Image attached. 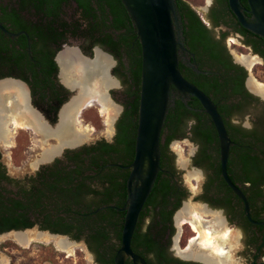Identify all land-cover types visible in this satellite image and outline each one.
<instances>
[{
  "label": "flooded vegetation",
  "instance_id": "obj_1",
  "mask_svg": "<svg viewBox=\"0 0 264 264\" xmlns=\"http://www.w3.org/2000/svg\"><path fill=\"white\" fill-rule=\"evenodd\" d=\"M238 1L244 19L253 22L246 0ZM189 7L177 5L172 18L179 72L216 107L230 141L235 135L255 141L259 148L251 147L254 153L245 155L242 146L237 148L244 157L260 153L264 163V92L253 83L264 85L259 81L264 82V38L239 24L228 0H204L202 15L191 4ZM107 13V0H0V83L21 84L29 108L42 123L56 128L66 106L81 91L65 80L60 56L73 48L94 64L98 54L104 55L108 67L93 72L83 91L86 93L90 85L103 93V101L114 115L106 136L88 133L79 143L61 146L57 151H62H56L52 159L39 161L18 175L8 171L0 148V237L9 236L0 252L12 254L10 241L25 234L39 237V243L43 238L64 239L67 246H81L94 264H115L121 233L119 242L116 233L107 231L116 220L97 217V213L109 210L96 211L102 206L93 211L87 208L94 207L92 201L103 199V187L110 181L121 185L125 201L121 207L105 206H126L139 118L141 48L138 39L129 46L117 45L115 37L109 40ZM242 56L246 62L239 59ZM252 60L255 63L249 68ZM103 77H109L108 85ZM94 104L104 117L97 99ZM79 107L75 121L85 109ZM203 128L215 137L212 145L202 143ZM184 142L193 147L192 153L186 161H178L177 147ZM38 148L42 151V144ZM231 148L226 167L230 180ZM184 162L186 166L181 164ZM182 171H188L185 183ZM233 183L246 197L251 219L264 223V178ZM185 204L207 216H218L223 230L236 232L232 249L224 246L227 264H264V225L248 221L244 203L222 178L218 135L210 116L196 98L170 86L160 131L159 171L137 219L133 235L138 242L131 248L147 264H217L208 257L185 255L194 238L193 233L184 239L189 224H181L179 212ZM116 211V227L120 229L125 211ZM98 228L105 233L101 245L93 235ZM125 263L132 264L130 258Z\"/></svg>",
  "mask_w": 264,
  "mask_h": 264
},
{
  "label": "water",
  "instance_id": "obj_2",
  "mask_svg": "<svg viewBox=\"0 0 264 264\" xmlns=\"http://www.w3.org/2000/svg\"><path fill=\"white\" fill-rule=\"evenodd\" d=\"M229 7L239 24L249 32L264 38V0H246L247 13L253 22H247L238 0H228ZM136 28L141 48V87L139 118L136 135L135 157L127 180L126 206H102L101 209L125 211L121 230L120 247L115 253L114 263L124 264L130 258L132 264H147L131 250V239L142 207L149 196L159 171L160 131L168 110L169 88L188 93L196 98L210 116L216 129L220 149V171L222 178L233 193L244 203V214L252 224L249 205L241 190L230 180L226 167L230 141L216 107L179 72L174 36V0H121Z\"/></svg>",
  "mask_w": 264,
  "mask_h": 264
},
{
  "label": "bare ground",
  "instance_id": "obj_3",
  "mask_svg": "<svg viewBox=\"0 0 264 264\" xmlns=\"http://www.w3.org/2000/svg\"><path fill=\"white\" fill-rule=\"evenodd\" d=\"M239 59L243 62H246L247 60L246 57H241ZM60 61L65 80L67 83L79 87L81 89V96L75 98L71 104L66 106L62 115L63 119H61L62 121L60 120L56 128H50L45 125V123H42L40 117L38 118V115H36L37 113L34 112L32 108H29L26 89L21 84L7 82L0 83V140L3 139L7 145H11L10 136L13 134L12 130L18 129H32L45 139H48L49 137L55 138V140L57 139L59 145L47 148L43 153L41 161H46L51 158L61 146L77 144L81 139L85 138L88 133L87 128L84 130L76 129V121L74 119L75 112L78 106L84 107L85 102H87L88 107L94 106V101L90 99L93 94V89L89 88L91 87L89 85V87L87 86L88 89L86 88L87 90L85 93V91H83L84 87L86 86L89 76L93 72L96 70V72H98V70L102 69L107 63H109L104 55L102 56L98 54L94 64H91V62L89 64V61L84 60L77 50L73 48L64 51L60 56ZM253 63L255 62L249 61V66L251 67ZM74 71L79 72V79L73 77ZM69 76L72 78H68ZM107 78H104L105 85H108L110 82ZM255 86L264 92V85L257 83ZM83 92L85 93V96H83ZM100 95V101L105 105L104 107H106V115L109 117V123L111 125L110 120H112L113 118L111 119V117L114 116H112L113 109L110 108L109 105H106V101H103L105 99L103 98V93H100ZM81 107H79V109ZM60 151L62 150H59V152ZM59 152L57 151V153ZM182 165L186 166L185 162L182 163ZM179 218L182 219L184 225L189 224L196 233V237L192 239L190 246L185 252L186 256H192L195 258L208 257L211 260H214L217 264H227L224 260L225 258H228V254L224 250V246L236 241V232H230L229 230L223 231V227L221 226L222 220H220L218 216L214 217L212 220H208L199 209L189 207V205L180 212ZM16 239L25 244L30 241L29 237L25 234L16 235ZM58 244L62 248L68 247L67 242L64 239L60 240Z\"/></svg>",
  "mask_w": 264,
  "mask_h": 264
},
{
  "label": "rangeland",
  "instance_id": "obj_4",
  "mask_svg": "<svg viewBox=\"0 0 264 264\" xmlns=\"http://www.w3.org/2000/svg\"><path fill=\"white\" fill-rule=\"evenodd\" d=\"M191 5L197 11V13H199V15H202L203 11L202 8H200V5L193 3ZM73 77L75 79H79L80 78L79 72L74 71ZM259 81L264 84L262 80ZM253 83L255 84L258 82L254 81ZM93 91L94 94H96V96H94L93 94V98L90 99H92L93 101L97 99V101L102 105L100 107L101 108L100 114L104 117L99 116V113L96 112L95 107L93 106L88 107L85 105L84 106L85 109H83V107L80 108L83 109L79 111L81 116L80 117L78 116L79 113L76 116V129L84 130L87 128L88 133H91L97 137H102V136H106L109 132V126H110L109 117L106 115L107 111H106V107H104L105 105L102 104L99 100L100 92H98L97 90H93ZM80 92L81 91H79V95L77 97L80 96L81 94ZM12 133L13 134H11L10 136L11 145H7L4 142V140L1 139L0 141L4 144L5 147L2 146L0 148L3 154V161L6 164L8 171L14 175L21 174L25 171H30L31 168H33V166L35 165V163L41 161L43 153L47 148H50L55 145H59L58 140L57 139L55 140V138H50V139L43 138V140H41V138L39 137L41 135L32 129L12 130ZM41 144H42V149H41L42 151H39L38 145ZM192 149L193 147L187 142L179 144V147H177V150L180 152L177 155L178 161L179 160L186 161L190 157V154L192 153ZM182 172L183 173L181 178L185 183L189 181L188 171H182ZM187 205L188 204H185L182 210ZM203 215L208 220H212L214 217H216V216H207L205 214ZM185 227L189 230L191 234L194 233L193 237H196V233L189 225H186ZM225 230L228 229H224L223 231ZM8 237L9 236L7 235L1 236L0 245L4 244L5 241L9 240ZM31 238H29L30 241L25 244L17 240L14 236L13 239L18 244L14 240L10 241L13 246L12 249L10 250L12 254L8 255L4 251L0 252V264H8V259L10 257L12 258L10 264H94L91 256L81 246H74V247L68 246L67 248H62L58 244L59 240L50 241L49 238H43L42 239L43 243H39L36 242L39 240V237H35V238L31 237ZM49 242H53L54 245ZM234 244L235 242L228 243L226 245L234 246ZM62 252H66V253H62Z\"/></svg>",
  "mask_w": 264,
  "mask_h": 264
},
{
  "label": "trees",
  "instance_id": "obj_5",
  "mask_svg": "<svg viewBox=\"0 0 264 264\" xmlns=\"http://www.w3.org/2000/svg\"><path fill=\"white\" fill-rule=\"evenodd\" d=\"M198 4L202 5L204 3V0H174V6H183L190 8L189 4ZM107 7H108V13H107V30L111 31L108 33V38L110 41H112V37H115L114 43L117 45L125 44L129 46L132 45L133 40L137 39L136 35V28L134 26V23L129 16L125 6L121 2V0H107ZM194 13V12H193ZM131 50H137V48H131ZM49 67V66H48ZM48 73V72H47ZM47 73L44 74V76H47ZM38 81H40L38 77ZM40 83V82H38ZM35 103V102H34ZM61 103V101L59 102ZM37 104V103H35ZM58 106H56L55 110H57ZM172 118V115H171ZM54 121V119L52 120ZM201 131L202 134V143L205 146L212 145L215 141V137L211 136L208 132L209 130L207 128H203ZM232 142V158H231V181H240L245 183V181L250 179H261L264 178V163L262 162V159L260 158L259 154L256 153L253 157L250 159H246L244 155L242 154V149L238 150L237 148L239 146H242L244 151H247L245 155H247L249 152H252L251 147H258L257 144H255V141L253 140H246L244 137L239 136H233L231 138ZM257 152V151H256ZM104 191L102 194H104L103 199L99 203H94V207H88L87 211H93L96 208L100 206L105 205H114L116 207H121L125 201V195L121 193L122 187L121 185L117 184L116 181H110L109 184L106 187H103ZM247 188V187H246ZM124 189V188H123ZM248 191V188L246 190V193ZM92 192H95L93 189ZM102 192V191H101ZM91 204V205H93ZM97 217H101L103 215V218H105L107 221L116 220L114 226L111 225L110 228H108L107 233L114 232L115 235L118 236V240L120 242V230L122 227L117 228L116 223H118V212L116 210H103L96 214ZM113 222H111L112 224ZM104 229L98 228L93 232V235L95 234V240L98 241V245H101L104 241L102 239L104 237ZM191 233L188 229L185 231L184 239L188 236H190ZM194 236V235H193ZM192 236V237H193ZM137 236L136 234L133 235L131 239V248H135V243H137ZM6 243L0 245V249L5 247ZM120 247V245H119ZM126 264V263H125Z\"/></svg>",
  "mask_w": 264,
  "mask_h": 264
}]
</instances>
